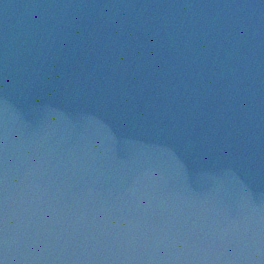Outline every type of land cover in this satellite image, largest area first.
Here are the masks:
<instances>
[{"label":"water","instance_id":"obj_1","mask_svg":"<svg viewBox=\"0 0 264 264\" xmlns=\"http://www.w3.org/2000/svg\"><path fill=\"white\" fill-rule=\"evenodd\" d=\"M0 264H264V0H0Z\"/></svg>","mask_w":264,"mask_h":264}]
</instances>
